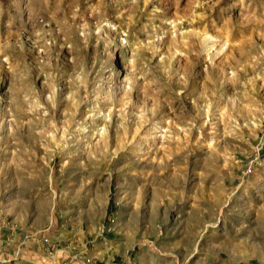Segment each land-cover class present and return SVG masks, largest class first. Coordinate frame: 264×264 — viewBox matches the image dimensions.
<instances>
[{
    "label": "rangeland",
    "instance_id": "1",
    "mask_svg": "<svg viewBox=\"0 0 264 264\" xmlns=\"http://www.w3.org/2000/svg\"><path fill=\"white\" fill-rule=\"evenodd\" d=\"M109 232L92 264H264V0H0V264Z\"/></svg>",
    "mask_w": 264,
    "mask_h": 264
},
{
    "label": "crops",
    "instance_id": "2",
    "mask_svg": "<svg viewBox=\"0 0 264 264\" xmlns=\"http://www.w3.org/2000/svg\"><path fill=\"white\" fill-rule=\"evenodd\" d=\"M111 233H107L103 236H97V234H95L93 241L91 242V247L86 248L85 246H83L82 249H78V250H74L75 247H78L77 244L74 242L73 239H69V243L67 246V250L66 252H62L64 255L63 257H65V255L70 258V260H72V258L76 259L73 260V263H68V264H84V262L82 261V258L85 256L89 257L90 260L89 261L92 263H95V260L97 259V257H99V255H101V257L103 256V253L106 252L108 249H110L112 246H114L115 244L113 239L114 236H110ZM82 237L84 238L83 235L80 236V240L82 241ZM86 243V242H85ZM60 251V249H58ZM57 250V251H58ZM74 253L73 255H70V253ZM55 254L52 257H48L50 259V262L53 264L55 258L54 256L57 255V252H54ZM59 253V252H58ZM99 253V254H98ZM35 255V254H34ZM61 255V256H62ZM49 261V260H48Z\"/></svg>",
    "mask_w": 264,
    "mask_h": 264
},
{
    "label": "built area",
    "instance_id": "3",
    "mask_svg": "<svg viewBox=\"0 0 264 264\" xmlns=\"http://www.w3.org/2000/svg\"><path fill=\"white\" fill-rule=\"evenodd\" d=\"M113 221H114V218H110L108 219V222L105 223V226L103 228L100 229V231H104V232H107V231H111L112 230V225H113ZM45 241V240H44ZM47 241V240H46ZM45 241V242H46ZM84 262H89V259L87 257L84 258Z\"/></svg>",
    "mask_w": 264,
    "mask_h": 264
}]
</instances>
